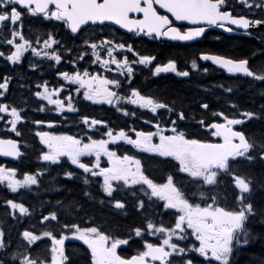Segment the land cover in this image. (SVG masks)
<instances>
[{
    "label": "snow or ice",
    "instance_id": "obj_1",
    "mask_svg": "<svg viewBox=\"0 0 264 264\" xmlns=\"http://www.w3.org/2000/svg\"><path fill=\"white\" fill-rule=\"evenodd\" d=\"M211 28L264 41V0H0V157L11 158L0 162V189L17 195L0 200V264H236L241 248L258 242L264 249V230L255 227L264 226V103L241 110L236 85L216 83L229 115L206 99L159 85L145 92L134 81L144 69L150 78L207 74L198 61H210L261 86L264 96V47L239 56L201 51L182 70L132 40L193 42ZM118 29L131 42L118 40ZM62 61L69 70L56 67ZM46 69L63 83L50 87ZM83 102L126 118L150 113L144 123L154 131L127 123L117 130L82 115ZM45 112L56 118L32 115ZM68 113L76 114V134L55 130ZM26 126L38 145L23 139ZM32 148L39 164L18 178ZM146 161L163 166L159 178ZM45 177L46 191L69 195L40 199ZM59 177L78 183V195ZM24 191L36 197L32 207L19 201ZM133 245L134 254H125ZM246 264H264V252Z\"/></svg>",
    "mask_w": 264,
    "mask_h": 264
},
{
    "label": "flooded vegetation",
    "instance_id": "obj_2",
    "mask_svg": "<svg viewBox=\"0 0 264 264\" xmlns=\"http://www.w3.org/2000/svg\"><path fill=\"white\" fill-rule=\"evenodd\" d=\"M237 9L240 8L239 5L236 6ZM163 11V10H161ZM112 28H117V26H111ZM25 32L28 31V21H26L25 24ZM255 32V30H251ZM105 32H109L108 29H105ZM116 38L118 40L128 41L131 34L126 33L123 29H118L115 33ZM219 36L220 39L217 40L216 37ZM132 40H135L136 43L134 47L136 50H138L141 53H152L158 56V59L160 61H166L167 58H174L178 63V68L182 70H189L190 69V62L194 58H198V55L201 51L205 52H215V53H225V54H231L239 56L242 53H249L254 49H259L261 47H264V41H261L260 39H257L254 36H248L244 34L243 30H237L236 32L229 34L224 33L221 29L217 28H211L209 29L205 35L192 42V43H176V42H165L161 43L160 41H152L148 38H140V37H132ZM242 45V46H241ZM243 45L246 46L243 48ZM249 46V47H248ZM131 56V54H128ZM259 59H262L261 57H257L254 59V63L257 62ZM83 64L84 62L81 61ZM199 64L208 67L209 72L207 74H204L202 71H195L191 72L190 78H179L175 77L174 74H161V77L157 78H150L148 76V70L144 69L143 71H138L136 74V77L134 78V81L138 87H141L142 91H147L149 88L155 89L157 85L161 87H165L167 85L176 86V85H183V87L190 88L192 85H199L201 87V94H204L203 98L207 97L208 93H204L203 89L208 88L211 84H216L220 82H224L227 80L229 83H234L237 88L239 86H243L247 88L246 90L249 93H253L255 89H259L260 91L261 86L259 85H250L247 81H238L235 80V78L229 77L228 74L224 73L223 70L218 69L215 65H212L210 62H204V61H198ZM0 66L3 67L4 70V64L3 62H0ZM62 66V70H69L70 65H67L64 63V61L61 62V65H57V68H60ZM87 66V65H85ZM95 68L96 66H91ZM115 68V66H112ZM0 69V70H2ZM55 69L48 70L46 69L44 72V79H48L50 83V87L57 86V81L60 83H63V81L60 80L58 76L54 75ZM102 71V70H101ZM9 74L14 75V72L11 71V66L9 69ZM105 75L114 76L115 73H104ZM26 75L33 77V79L37 78L38 74H34L31 71H28ZM15 80L13 81V84L10 85V89L15 92ZM74 88L75 86H71ZM240 90V89H239ZM18 92V91H17ZM63 95H67V93H63ZM73 96L75 97L76 94L73 92ZM15 98L14 96L11 98ZM239 96V91L234 95L233 99L237 100L239 103L240 108L243 110V107L240 105L241 101ZM77 101H79V98L77 97ZM45 103L46 102H42ZM51 107V106H50ZM246 107H249L246 106ZM259 107V106H257ZM224 110V109H223ZM226 113L231 115V112L228 110H224ZM80 112L82 115H87L91 118H101L106 121H108L109 126L119 129L121 127H124L125 124H130L137 129L142 130H153L151 128V125L145 124L144 119L149 118L151 116L150 113H146L141 116L138 112V116L135 118H126L122 114L115 112L114 109L110 108V106L107 105H92L90 102H83L80 106ZM39 114L41 116H48L49 118L55 119L56 114L54 112H45V113H34ZM69 119H71V124L65 125L70 123V120L66 121L64 124H57L56 131L60 132H68L70 134H76L78 132V128L76 127L75 120H76V114L68 113L67 114ZM102 127V126H97ZM239 128L240 126H236ZM45 130H48L45 128ZM96 138H99V134H96ZM87 159V158H85ZM102 166H106V159L101 158ZM146 163L149 166L150 172L152 175L159 178L160 172L159 168L163 167L160 165H153L151 162L146 161ZM156 168L157 170L155 172H152L151 169ZM76 183V182H75ZM78 184V183H77ZM137 222V221H136ZM28 223L27 218L25 219V225ZM35 223V220L33 221ZM15 235V232L13 233ZM151 239V238H150ZM136 247V245H133L132 248H128L125 254H134L133 249Z\"/></svg>",
    "mask_w": 264,
    "mask_h": 264
},
{
    "label": "trees",
    "instance_id": "obj_3",
    "mask_svg": "<svg viewBox=\"0 0 264 264\" xmlns=\"http://www.w3.org/2000/svg\"><path fill=\"white\" fill-rule=\"evenodd\" d=\"M246 46L247 45H243V48H245L244 50H246ZM213 85L214 84L210 85L211 92L207 94L206 98H203L204 94H201L202 93L201 87L199 85H192L191 84L190 88L183 87V85H176V86L167 85V86H165V88H167L169 91L175 90V91H178L182 94H185L192 101H195V100L200 99V98L206 99L211 104L213 109L227 108L226 104L224 103V99L223 98L218 99V96H217L215 90L213 89ZM238 89H240L239 90V96H240L239 99L241 100L239 102H241L240 105L243 107V109L258 108L257 106L264 103V96H260V94H259L260 91H258L259 89H257V90L255 89V91L253 93H249L246 90L247 88H245L241 85L239 86ZM233 97H234V95L232 96V99H233ZM248 105H249V107H246ZM25 128H27V126ZM28 142L32 145H38V141L32 137H30V140ZM0 162H2V161H0ZM5 164H6V166H8L7 163H5ZM38 164H39V161L37 160L36 149L35 148L29 149L24 163L22 165L18 166L20 169V172H18L19 177L21 178L22 175L20 173L23 171H29V172L34 171ZM52 175H55V173L53 172ZM58 180L60 183L67 184L68 187L72 188L73 189L72 194L78 195L79 188H80L79 184H77L75 182L66 181V180H64L63 177H59ZM49 183L50 182H49L47 177L42 179L40 199L53 200L54 201L55 199L62 198L66 195H69L66 190L60 191V192L46 191L45 189L48 188ZM5 194H7L8 198H13V199L17 198L16 194L7 193L6 189H0V200H3ZM19 201L25 203V205L29 206V207H32L34 204L37 203L36 197L32 196L27 191H24V195L19 197ZM1 217L4 218V209H3L2 205H0V219H1ZM32 221H34V219ZM130 222H136L135 218H133V220ZM255 227L257 230H264V226H261L259 224H257ZM74 243L79 245V242H74ZM262 252H264V249L261 248V246L258 242L249 244V245L241 248L240 253L238 254V258L236 260V264H246V262L250 258V254H260Z\"/></svg>",
    "mask_w": 264,
    "mask_h": 264
},
{
    "label": "water",
    "instance_id": "obj_4",
    "mask_svg": "<svg viewBox=\"0 0 264 264\" xmlns=\"http://www.w3.org/2000/svg\"><path fill=\"white\" fill-rule=\"evenodd\" d=\"M180 43H189V42H180ZM1 159L5 160V161H10L11 158H6V157H0Z\"/></svg>",
    "mask_w": 264,
    "mask_h": 264
}]
</instances>
